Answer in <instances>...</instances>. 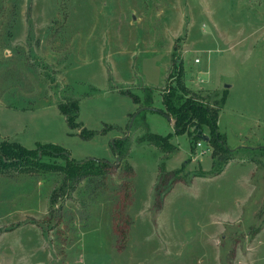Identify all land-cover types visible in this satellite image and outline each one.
<instances>
[{"label":"rangeland","instance_id":"1","mask_svg":"<svg viewBox=\"0 0 264 264\" xmlns=\"http://www.w3.org/2000/svg\"><path fill=\"white\" fill-rule=\"evenodd\" d=\"M179 68L202 105L223 110L228 147L257 151L178 184L158 210L166 155L143 137L173 135L168 171L212 165L209 128L193 119L177 135L161 113L164 95L181 94ZM69 101L92 140L69 135L58 109ZM0 127V144L35 149L40 162L63 163L37 148L56 142L78 162L112 165L57 198L60 174L1 176L0 264H264V0H0ZM125 136L133 176L112 148Z\"/></svg>","mask_w":264,"mask_h":264},{"label":"trees","instance_id":"2","mask_svg":"<svg viewBox=\"0 0 264 264\" xmlns=\"http://www.w3.org/2000/svg\"><path fill=\"white\" fill-rule=\"evenodd\" d=\"M177 85L181 94L179 95L176 90H173L171 94L164 95L163 105L165 110H162L161 113L174 120V129L175 134L177 135L186 134L187 125L193 119H197L201 126L209 128L210 138L207 143L213 148L212 165L211 169L207 172L201 170L200 173L186 174L184 173L185 166L190 163L187 161L188 163H184L180 169L168 171L165 162L179 150L178 147L171 143L173 135L169 134L167 136H161L148 133L143 137L141 140L142 142L157 148L162 154L166 155L160 165L158 181L155 185L154 202L158 210H161L164 207L165 199L178 183L190 184L196 178H211L219 176L223 173L228 164L237 159L240 150H245L249 153L257 151L252 148L231 150L228 147L226 138L221 134L218 126L219 115L221 112L220 106L215 109L209 106V104L202 105L201 101H203V99H200L195 93H192L187 88L184 81L183 68H179ZM121 93L129 96L134 103H140L139 97L134 93L128 91ZM147 101L150 104L153 102L151 94L148 95ZM58 109L66 118V122L70 129L69 135H78L81 139L89 141L98 134L95 131L88 130L78 121L80 107L77 101H69L64 104H59ZM132 117L133 115H131L130 121ZM135 124L136 121L134 126ZM110 129L114 128L109 126L102 131V134H105ZM194 143L195 138L191 140L192 151ZM131 147L130 137H127L126 139L120 137L115 139L112 148L118 159L119 165L126 161V168L133 176L134 169L128 163V158L131 154ZM37 148L41 149L44 155L61 158L63 163L60 165H51L49 163L40 162L39 159H36L35 149H28L20 144L5 141L0 144V177L8 175L11 172L60 174L63 177L61 186L56 189L53 194V197L57 198L60 192H65L67 188H74L83 180L91 179L96 176L103 178L112 173V171L110 172L112 165L105 160L93 158L84 162H78L71 157L64 147L55 144H38ZM260 151L264 152V149H260ZM251 159L252 158L248 159V161L253 163V160Z\"/></svg>","mask_w":264,"mask_h":264},{"label":"crops","instance_id":"3","mask_svg":"<svg viewBox=\"0 0 264 264\" xmlns=\"http://www.w3.org/2000/svg\"><path fill=\"white\" fill-rule=\"evenodd\" d=\"M220 84H221V83H220ZM223 86H224L226 89H231V86L229 87L228 85H225V84H223ZM222 111H223V110H222ZM222 111L220 112V115H221ZM220 115H219V118H220ZM169 121H170V122L173 124V126H174V121H173V119L171 118V120H169ZM218 126H219V121H218ZM0 130H1V127H0ZM67 135H68V134H67ZM223 135L225 136L226 141H227V134H226V132H224ZM1 137L4 138V137H9V136L3 135V136H1ZM5 141H7V140H5ZM9 142H11V141H9ZM12 143H16V142H12ZM17 144H20V143H17ZM38 144H42V143H37V145H38ZM49 144H55V145H58L59 143L51 142V143H49ZM241 144H244V142H242ZM20 145H22V144H20ZM59 145H60V144H59ZM22 146H23V145H22ZM60 146H61V145H60ZM242 146H246V145L244 144V145H242ZM242 146H240L239 148H252V146H246V147H242ZM24 147H25V146H24ZM62 147H63V146H62ZM64 148H65V147H64ZM161 154H162V153H161ZM170 158H171V157H170ZM170 158H169V159H170ZM230 164H231V163H230ZM230 164H228L227 167H228ZM227 167H226V168H227ZM226 168H225V169H226ZM224 171H225V170H224ZM224 171H223V172H224ZM220 175H221V174H220ZM220 175H219V176H220ZM216 177H218V176H216ZM214 178H215V177H214ZM202 179H204V178H202ZM194 180H196V179H194ZM178 184H182V183H178ZM178 184H177V185H178ZM177 185H176V186H177ZM182 185H185V184H182ZM176 186H175V187H176ZM175 187H174V189H175ZM174 189H173V190H174ZM173 190H172V191H173ZM165 200H166V199H165Z\"/></svg>","mask_w":264,"mask_h":264},{"label":"water","instance_id":"4","mask_svg":"<svg viewBox=\"0 0 264 264\" xmlns=\"http://www.w3.org/2000/svg\"><path fill=\"white\" fill-rule=\"evenodd\" d=\"M145 110H147V108H145V109H140V110H138V111L133 115V117H132V119H131V121H130L129 127H128V131H131V129H132L133 125H134V122H135L137 116H138L141 112H143V111H145ZM165 116H166V115H165ZM166 117H167L169 120H171V117H169V116H166ZM126 138H127V136L123 137V139H126ZM208 139H209V138H207V137L204 138V140H205L206 142H208ZM113 145H114V140H113Z\"/></svg>","mask_w":264,"mask_h":264}]
</instances>
